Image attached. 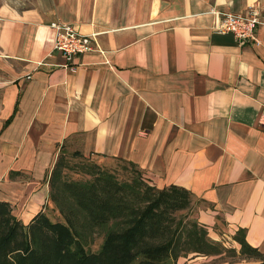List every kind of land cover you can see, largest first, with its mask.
I'll return each mask as SVG.
<instances>
[{
	"label": "crops",
	"instance_id": "crops-1",
	"mask_svg": "<svg viewBox=\"0 0 264 264\" xmlns=\"http://www.w3.org/2000/svg\"><path fill=\"white\" fill-rule=\"evenodd\" d=\"M0 0V202L21 224L49 205L60 156L133 163L187 190L214 240L264 253V0ZM263 12L258 45L211 30L212 11ZM51 21L92 38L74 71Z\"/></svg>",
	"mask_w": 264,
	"mask_h": 264
},
{
	"label": "trees",
	"instance_id": "trees-1",
	"mask_svg": "<svg viewBox=\"0 0 264 264\" xmlns=\"http://www.w3.org/2000/svg\"><path fill=\"white\" fill-rule=\"evenodd\" d=\"M67 156H64L67 164L61 168L76 178L64 180L63 169L59 179L73 191L66 196H71L72 202L62 209L52 191H48L49 202L59 207L64 215L63 222L51 221L45 213H37L32 218L39 219L56 233L52 248L46 251L37 245L34 234H27L28 240L25 237L23 245L7 257L13 250L8 245L17 234L20 222L11 215L8 205L0 202V208L7 211L5 219L11 223L6 232L0 234V263L6 264L9 259V264H177L179 255L187 252L204 255L219 252L217 243L207 237L205 228L195 220L187 225L181 222L174 225L165 217L167 208L177 210L183 206L179 194L190 195L187 190L174 185L149 186L142 179L141 170L128 161L114 160L116 164L126 163L134 168L133 172L119 173L118 167L108 169L80 157L77 152ZM77 157L82 160L81 164L78 162L80 166L67 169L68 162ZM57 162L58 159L48 183ZM84 176L90 178L81 180ZM116 193L130 194L132 201L117 197ZM138 202H143L142 206H138ZM233 240L239 245L241 255L260 258L258 264H264V253L245 242L242 230Z\"/></svg>",
	"mask_w": 264,
	"mask_h": 264
},
{
	"label": "rangeland",
	"instance_id": "rangeland-1",
	"mask_svg": "<svg viewBox=\"0 0 264 264\" xmlns=\"http://www.w3.org/2000/svg\"><path fill=\"white\" fill-rule=\"evenodd\" d=\"M9 3H14V5H21V3H25L24 5L28 4L29 0H8ZM67 156V155H65ZM68 157V156H67ZM68 159H71L68 157ZM64 156H60L58 158V162L55 165V172H53L52 176L50 177L49 183H48V191H52L53 195L57 199L58 205L62 209L68 208V203L72 202L71 196L69 198H66L68 196V193H72L73 191H70L68 187H66V184L61 183V179H59V173L64 168H61V166L66 165L67 160ZM78 162L81 164L82 160L80 158H73L68 162V168H78ZM117 163V162H116ZM115 161L112 163V165L104 166L108 169H114L117 168V171L121 173L122 171H125L126 173L128 171L133 172L132 167H130L128 164L119 163L116 164ZM118 165V166H116ZM103 166V165H102ZM65 175L63 177L66 181H73L76 177L73 174H69V171L65 170ZM142 179L149 185L152 186L151 183L146 179L145 176H141ZM90 176H84L81 180L89 179ZM72 179V180H69ZM68 186V185H67ZM73 187V186H72ZM62 191H66L67 194L63 193ZM122 193V192H121ZM181 201L183 202V206L177 210L172 209H166L165 217H168V221H173L174 225L176 223H180L183 225H187L191 220H195L199 225L200 223L195 218V211L197 207L199 206L198 201H196L192 196L188 195L187 193L181 192L180 194ZM117 197H123L129 202L132 201L131 195L127 193H123L120 195V193H116ZM143 202H138V206H142ZM6 208H0V234L6 232L8 226L11 224L10 221H7L5 219L6 214ZM45 215L50 219L51 221H61L63 222L64 215L60 211L59 207L54 206L52 202H49L48 207L45 209ZM66 213V212H65ZM170 218V219H169ZM16 227V226H15ZM206 230V228H205ZM17 234H15L14 239L9 243L8 248H12V252L8 253L6 256H12L15 252V250L21 245H23L24 238L27 234L30 236L34 234L36 236V242L37 245L48 251L50 248H52L53 243L55 242V236L56 233L49 229L46 225L41 224L39 222V219H34L32 221H29L27 224H18L16 227ZM25 231V232H24ZM207 233V230H206ZM207 237L210 240H213L217 243V248L219 250L216 254L211 255H204L201 253H194V252H187L185 255L181 254L176 260L177 264H258L260 262V258H250L245 257L244 255H241L239 253V249H235L232 243V238H226L225 236L221 237L219 240L211 239L208 235ZM26 240H28V237H26ZM25 240V241H26ZM6 257V258H7ZM9 259L6 260V264H9ZM2 264V262L0 263ZM12 264V263H10Z\"/></svg>",
	"mask_w": 264,
	"mask_h": 264
},
{
	"label": "built area",
	"instance_id": "built-area-1",
	"mask_svg": "<svg viewBox=\"0 0 264 264\" xmlns=\"http://www.w3.org/2000/svg\"><path fill=\"white\" fill-rule=\"evenodd\" d=\"M213 12L211 30L218 34L230 33L237 45L243 42L259 44L255 36V28L261 23L263 12L255 5L248 6L243 13ZM48 27L52 31V49L56 50L64 59V67L74 71L78 65L77 57L94 49L92 38L80 34L73 25L61 21H51ZM257 123L264 126V104L260 106Z\"/></svg>",
	"mask_w": 264,
	"mask_h": 264
}]
</instances>
